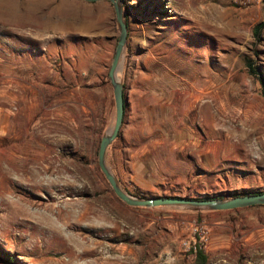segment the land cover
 I'll return each mask as SVG.
<instances>
[{"label": "rangeland", "instance_id": "obj_1", "mask_svg": "<svg viewBox=\"0 0 264 264\" xmlns=\"http://www.w3.org/2000/svg\"><path fill=\"white\" fill-rule=\"evenodd\" d=\"M123 2L127 108L107 155L123 188L145 198L263 192L264 94L247 60L264 76V31L260 41L253 33L264 0ZM6 3L32 20L0 21L1 49L14 32L43 84L13 142L0 126V248L18 264H197L184 243L204 226L207 264H264V206L201 216L135 208L106 180L98 152L115 120L120 36L112 3Z\"/></svg>", "mask_w": 264, "mask_h": 264}, {"label": "water", "instance_id": "obj_2", "mask_svg": "<svg viewBox=\"0 0 264 264\" xmlns=\"http://www.w3.org/2000/svg\"><path fill=\"white\" fill-rule=\"evenodd\" d=\"M90 3L105 0H84ZM112 3L117 27L120 33L115 55L109 72V81L113 88L115 100V120L113 125L103 135L99 152L98 164L109 182L115 195L125 204L135 208H168L184 212H223L235 211L240 209L264 206V192H256L246 195H237L234 197L198 199L187 197H154L145 198L133 195L123 188L118 177L112 171L108 164V149L110 145L118 138L123 126L127 108V97L125 93V84L120 76L122 64L127 48L129 26L126 20L127 10L123 0H107Z\"/></svg>", "mask_w": 264, "mask_h": 264}, {"label": "crops", "instance_id": "obj_3", "mask_svg": "<svg viewBox=\"0 0 264 264\" xmlns=\"http://www.w3.org/2000/svg\"><path fill=\"white\" fill-rule=\"evenodd\" d=\"M31 17L25 13L19 14L13 3H6L5 6L0 4V21L7 22V26H11V28L15 26L14 21L19 19L29 21L32 20ZM9 22H12L11 25ZM22 30V33H31L29 29H26V32L25 29ZM39 31L40 29H37L34 35H39ZM13 33L5 37L4 49H1L3 47L0 46V126L4 124L6 140L9 137L11 142L14 141L16 129L25 124V118L31 119L37 113L36 105L39 95L37 87L43 84L40 81L39 66L27 63L28 53L26 50L15 48ZM29 56L33 57V54L30 53ZM40 57L38 56V58ZM20 90L24 94L21 99L26 103V108L17 113L13 111V104L20 100L18 98ZM187 224L194 223L192 221L187 222Z\"/></svg>", "mask_w": 264, "mask_h": 264}, {"label": "trees", "instance_id": "obj_4", "mask_svg": "<svg viewBox=\"0 0 264 264\" xmlns=\"http://www.w3.org/2000/svg\"><path fill=\"white\" fill-rule=\"evenodd\" d=\"M126 10H127V7H126ZM263 31H264V19L260 24L255 26L254 31H253L254 36L257 39V41H260ZM247 67L249 70V74L260 82L261 86L263 87V94H264V76L262 72L259 70L256 63L252 60H247ZM253 193H256V192H253ZM246 194H251V193H246ZM246 194H235L231 197H234L237 195H246ZM210 198L212 197H204V198H199V199H210ZM201 214L202 213H198V216H201ZM191 252L195 254L197 264H207L208 256L204 252L203 249L198 248L196 253L192 249ZM0 261L6 264H18V261L14 256H12L10 253L3 251L1 248H0Z\"/></svg>", "mask_w": 264, "mask_h": 264}, {"label": "built area", "instance_id": "obj_5", "mask_svg": "<svg viewBox=\"0 0 264 264\" xmlns=\"http://www.w3.org/2000/svg\"><path fill=\"white\" fill-rule=\"evenodd\" d=\"M209 236L204 226L197 227L194 230V237L190 241L184 243V247L187 251H193L196 253L198 248L203 249V245L208 241Z\"/></svg>", "mask_w": 264, "mask_h": 264}, {"label": "bare ground", "instance_id": "obj_6", "mask_svg": "<svg viewBox=\"0 0 264 264\" xmlns=\"http://www.w3.org/2000/svg\"><path fill=\"white\" fill-rule=\"evenodd\" d=\"M199 92L204 94V93H205V90H204V89H200ZM211 93L214 94V91H211ZM214 122H215V121H214ZM216 122H217V121H216ZM35 177H37V175H36ZM38 178H40V177H38ZM38 178H37V179H38ZM46 216H47V214H46ZM59 219H60V218H59ZM48 221H49V224H53V225H54V224L56 223V222L54 223V221H52L50 217H49V220H48ZM43 222H44V221H43ZM49 224H48V225H49ZM41 231H43V230H41ZM45 231H46V230H45ZM39 232H40V231H39ZM47 233H48V232H47ZM47 233H46V234H47ZM41 234H42V233H41ZM49 234H50V232H49ZM50 235H51V234H50ZM54 235H55V234H54ZM54 235H53V236H54ZM53 238H54V237H53ZM93 252H94V251H90V253H89V250H86L85 255H90V254L93 253ZM88 264H93V263L90 262V263H88Z\"/></svg>", "mask_w": 264, "mask_h": 264}]
</instances>
